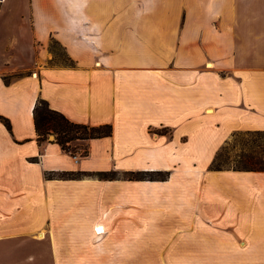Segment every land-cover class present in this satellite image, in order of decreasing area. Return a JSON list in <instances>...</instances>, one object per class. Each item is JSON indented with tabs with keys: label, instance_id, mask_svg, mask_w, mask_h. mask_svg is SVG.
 I'll return each mask as SVG.
<instances>
[{
	"label": "crops",
	"instance_id": "1",
	"mask_svg": "<svg viewBox=\"0 0 264 264\" xmlns=\"http://www.w3.org/2000/svg\"><path fill=\"white\" fill-rule=\"evenodd\" d=\"M11 1L0 264H264V171L210 168L232 133L264 130V0ZM39 97L111 135L75 155L38 141ZM79 170L118 177L46 176Z\"/></svg>",
	"mask_w": 264,
	"mask_h": 264
},
{
	"label": "trees",
	"instance_id": "2",
	"mask_svg": "<svg viewBox=\"0 0 264 264\" xmlns=\"http://www.w3.org/2000/svg\"><path fill=\"white\" fill-rule=\"evenodd\" d=\"M33 115L38 141L48 139L50 134H54V140L61 148L72 155L76 154V148L71 144L78 140H88L90 138H98L109 136L112 133L111 124L89 125L85 123L70 120L62 112L50 107L49 102L39 97L33 107ZM0 120L4 122L10 130V122L7 118L0 116ZM231 137L235 142L241 144L239 151L233 157L229 155V147L232 141L227 139L225 143L216 151L215 156L210 164L211 169H234L246 171H264V130H246L236 131ZM82 156L88 154V149L83 148L80 152ZM148 171H128L125 178L130 179H147L152 178ZM158 179H166L167 172L159 171ZM46 176L52 178H82L93 176L99 179H114L118 177L115 170L109 171H50ZM157 178V177H156Z\"/></svg>",
	"mask_w": 264,
	"mask_h": 264
},
{
	"label": "rangeland",
	"instance_id": "3",
	"mask_svg": "<svg viewBox=\"0 0 264 264\" xmlns=\"http://www.w3.org/2000/svg\"><path fill=\"white\" fill-rule=\"evenodd\" d=\"M19 4H20V2H19V0H13V1H11V2H9L8 3V5H13L15 8L16 7H19ZM55 47H54V50L56 51V53L59 55V56H62V57H64L63 56V52H62V50H61V47L59 46V45H54ZM50 135H54V134H50ZM50 135L48 136V138H50V139H52V137H50ZM230 140L232 141V145L229 147V150H228V152H229V155H231V157H233V155L237 152V151H239V148H240V146H241V144L239 143V142H235L234 140H233V137H230ZM76 143V142H75ZM71 146L72 147H75V148H77L78 146H76V144H71ZM77 151H79V150H81V149H79V147H78V149H76ZM152 260H157V261H159V259H152ZM166 260V262H167V264H170L169 262L171 261V264H176V263H179V260L180 261H189V259H177V258H166L165 259ZM161 262L162 263H165V261H164V259H161ZM152 263H153V261H152Z\"/></svg>",
	"mask_w": 264,
	"mask_h": 264
},
{
	"label": "built area",
	"instance_id": "4",
	"mask_svg": "<svg viewBox=\"0 0 264 264\" xmlns=\"http://www.w3.org/2000/svg\"><path fill=\"white\" fill-rule=\"evenodd\" d=\"M101 226H96L95 227V231H96V233H101V231H99V228H100Z\"/></svg>",
	"mask_w": 264,
	"mask_h": 264
},
{
	"label": "bare ground",
	"instance_id": "5",
	"mask_svg": "<svg viewBox=\"0 0 264 264\" xmlns=\"http://www.w3.org/2000/svg\"><path fill=\"white\" fill-rule=\"evenodd\" d=\"M99 231H102V227L99 228Z\"/></svg>",
	"mask_w": 264,
	"mask_h": 264
},
{
	"label": "water",
	"instance_id": "6",
	"mask_svg": "<svg viewBox=\"0 0 264 264\" xmlns=\"http://www.w3.org/2000/svg\"><path fill=\"white\" fill-rule=\"evenodd\" d=\"M50 137H52V139L54 138V135H50Z\"/></svg>",
	"mask_w": 264,
	"mask_h": 264
}]
</instances>
